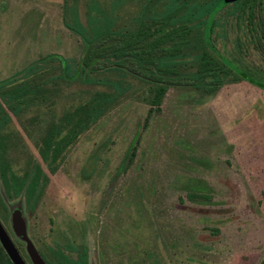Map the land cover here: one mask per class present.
<instances>
[{
    "label": "rangeland",
    "instance_id": "rangeland-1",
    "mask_svg": "<svg viewBox=\"0 0 264 264\" xmlns=\"http://www.w3.org/2000/svg\"><path fill=\"white\" fill-rule=\"evenodd\" d=\"M65 1L0 0V83L51 56L63 58L72 77L86 51L79 26L95 38L108 34L98 13L114 0ZM214 5L192 0L183 17L145 21L132 39L103 36L91 53L128 71L124 95L59 158L41 137L59 129L61 141L68 111L105 87H53L52 69L44 96H30L13 118L22 142L7 159L11 187L21 192L4 196L0 225L25 264H35L32 252L50 258L72 246L86 249L89 264H264V89L237 71L264 82V54L233 7L218 14L212 33L228 63L211 52L205 28ZM139 14L136 3L121 11L128 25ZM160 60L180 65L160 68ZM108 65L98 63V75ZM188 73L201 75V89ZM147 80L169 88L159 110ZM188 193L210 198L192 202Z\"/></svg>",
    "mask_w": 264,
    "mask_h": 264
},
{
    "label": "trees",
    "instance_id": "trees-1",
    "mask_svg": "<svg viewBox=\"0 0 264 264\" xmlns=\"http://www.w3.org/2000/svg\"><path fill=\"white\" fill-rule=\"evenodd\" d=\"M65 2L67 4L68 0ZM263 2L264 0H239L228 4L225 0H214V9L205 28V41L209 50L216 54L218 58L220 57L219 52L212 43V33L216 25L218 14L225 8L233 7L234 13L246 17L250 27L249 32L252 38H254L256 49L264 54V21L261 20V22H256L258 10L262 7ZM129 3H136L140 7V14L132 19L130 25L124 21L123 16L121 15L122 9ZM191 5L192 0H114L111 3L110 10L105 11L100 8L98 13L102 15L101 18H104L102 20L105 23L102 24L101 30L107 28L106 30L108 34H102L100 37L95 38L91 28L79 26L80 29L78 33L87 41V43L85 54L79 64V69L74 76H69V69L63 58L51 56L29 66L18 78L9 79L0 83V135L2 134V136H0V207L7 210V205L4 199L5 195L7 198H11L13 196H18L21 192L17 187H11L13 174L10 171L9 160L7 159V156H9V148L14 147L15 152H17L19 143L22 142L21 136L16 132L11 131L13 118H20L22 114L27 111V101L30 96L32 97L35 94L37 97L44 96L43 93L47 84L46 81H44V77L49 76V72L52 73L50 70L53 69V73L49 76L52 78L53 87L64 88L66 86L70 87L73 84H81L84 86H102L107 89L85 93L86 96L82 98L78 105L68 111L63 121L60 122V127L62 126L63 129L67 130V134L61 141H57V138L61 136L59 129L58 131L53 132L51 136L47 135L46 137H41L47 154L52 152L54 153V157L56 156V158H59L63 150L73 145L82 134L101 120L109 112L112 106L124 95L121 80L123 79V76L129 75L128 71H125L126 69L122 67L112 66L111 64L114 62L112 58H103L98 55H93L91 53V48L95 44L101 43L104 39L103 36L106 35L108 37H117L118 40L132 39L136 37L139 31H141V27L145 21H152L158 18L163 20L179 19L186 14L191 8ZM67 7H71V5L69 6L67 4ZM72 14L73 18L77 19L79 22L80 18L77 16L75 10ZM166 20L164 22H166ZM98 21L100 20H93L94 24ZM117 25L120 26L119 28H121V30H119V32L112 31L111 28H114ZM71 28L76 30V28ZM222 58L219 59L222 60ZM222 61L228 63L225 59ZM100 62H108L111 65H108L101 70L106 74L98 75L97 72H99V69L97 68V64ZM138 63L141 67H145L140 61ZM73 64H75V61L71 62L70 70L73 69ZM178 65L180 64L174 61H159L160 68L176 67ZM237 71L246 81L264 89L263 81L256 79L244 71ZM157 74L160 75V73ZM131 75L135 78L138 76L134 74ZM187 77L197 82L198 89H201L204 85V79L197 73H188ZM18 82H21L20 84L23 85H17ZM41 83L43 85H41ZM147 83L152 86V94L150 97L151 103L153 106L157 107V110H159L163 106L169 88L156 81L147 80ZM32 85H34L35 90H33ZM58 150L59 153L57 154ZM30 176L28 178H30ZM39 183V180L38 182L36 180V184H33V186H35L34 190L39 186ZM187 197L192 202H202L203 200L208 201L210 198L208 195L200 193H188ZM4 219L6 220V216ZM71 249L72 255H68V253L63 252L60 249H52L50 258L43 255V260L46 264H89L86 249L81 250L75 246H72ZM73 254L76 256H73ZM0 264H14L1 240Z\"/></svg>",
    "mask_w": 264,
    "mask_h": 264
},
{
    "label": "water",
    "instance_id": "water-1",
    "mask_svg": "<svg viewBox=\"0 0 264 264\" xmlns=\"http://www.w3.org/2000/svg\"><path fill=\"white\" fill-rule=\"evenodd\" d=\"M237 1L239 0H225V2L228 4H231ZM0 240L14 264H25L20 254L16 250L14 244L12 243L10 238L7 236V234L5 233L1 225H0ZM32 257H33L35 264H46L42 258H40L38 255H36L33 252H32Z\"/></svg>",
    "mask_w": 264,
    "mask_h": 264
}]
</instances>
